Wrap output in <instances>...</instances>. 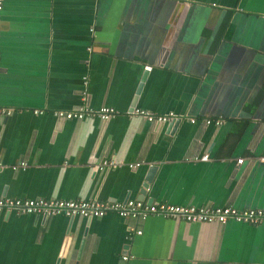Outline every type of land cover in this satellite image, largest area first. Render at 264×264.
<instances>
[{"label": "crops", "instance_id": "crops-1", "mask_svg": "<svg viewBox=\"0 0 264 264\" xmlns=\"http://www.w3.org/2000/svg\"><path fill=\"white\" fill-rule=\"evenodd\" d=\"M0 22V197L264 210V0H5ZM84 91L118 114L57 120ZM0 264H264V222L3 212Z\"/></svg>", "mask_w": 264, "mask_h": 264}, {"label": "built area", "instance_id": "built-area-1", "mask_svg": "<svg viewBox=\"0 0 264 264\" xmlns=\"http://www.w3.org/2000/svg\"><path fill=\"white\" fill-rule=\"evenodd\" d=\"M4 1L0 0V13L4 7ZM1 33V22H0ZM84 83H87V77H84ZM87 93L82 94V104L71 110H56L53 112L57 120H88L98 118L101 121L109 120L118 114L113 107L101 106L92 108L87 103ZM43 110H35V114H42ZM13 110L0 108V115L8 117ZM129 118L139 116L146 119L151 124H166L175 119L187 120L195 123L194 117H179L174 112L167 114H153L149 111L135 108L127 113ZM204 125L214 124L220 126L223 119L204 118L201 120ZM206 154L201 160H208ZM264 160V158H262ZM243 159L237 160L241 164ZM116 162L111 161L107 166L115 167ZM141 165L140 162L128 164V168L134 170ZM25 163H21L24 167ZM16 168V167H14ZM12 212L16 215H39L43 217H52L56 215H65L68 217L80 216L84 218L103 217L108 213H115L125 219H146L154 215L174 221H183L187 223H211L222 225L228 221H236L252 225L264 222V210L262 209H243L239 210L231 206H178L167 204L164 202L148 203L143 200H127V201H101L97 199L88 200H63L58 198L51 199H31V198H14L0 197V213ZM129 231L141 234V230L129 227ZM127 260V256L122 257Z\"/></svg>", "mask_w": 264, "mask_h": 264}, {"label": "water", "instance_id": "water-1", "mask_svg": "<svg viewBox=\"0 0 264 264\" xmlns=\"http://www.w3.org/2000/svg\"><path fill=\"white\" fill-rule=\"evenodd\" d=\"M155 169H156V167H154V166L151 167V171L149 172L148 176L146 177V182L144 184V189H146L149 186V183L151 182V179H152V176L154 174Z\"/></svg>", "mask_w": 264, "mask_h": 264}]
</instances>
